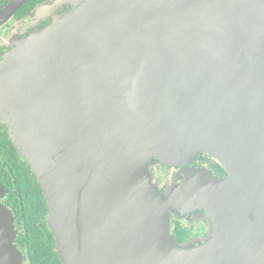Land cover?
<instances>
[{"label":"water","instance_id":"water-1","mask_svg":"<svg viewBox=\"0 0 264 264\" xmlns=\"http://www.w3.org/2000/svg\"><path fill=\"white\" fill-rule=\"evenodd\" d=\"M28 1L6 0L0 27ZM30 16L49 24L0 58V125L61 264H264V0H52ZM200 155L225 176L191 167ZM157 163L181 174L163 192ZM6 195L0 264H23ZM196 210L208 236L177 243L171 215Z\"/></svg>","mask_w":264,"mask_h":264},{"label":"trees","instance_id":"trees-1","mask_svg":"<svg viewBox=\"0 0 264 264\" xmlns=\"http://www.w3.org/2000/svg\"><path fill=\"white\" fill-rule=\"evenodd\" d=\"M47 1L52 0H29L18 16L28 14ZM212 164L217 171H223L214 161ZM0 183L8 191L4 203L14 212L20 232L17 244L26 254L29 264H61L54 250L53 235L46 224L48 209L40 185L28 164L16 154L1 126ZM173 235L177 243L186 242L185 228L178 222L173 224Z\"/></svg>","mask_w":264,"mask_h":264},{"label":"flooded vegetation","instance_id":"flooded-vegetation-1","mask_svg":"<svg viewBox=\"0 0 264 264\" xmlns=\"http://www.w3.org/2000/svg\"><path fill=\"white\" fill-rule=\"evenodd\" d=\"M5 2H6V0H2V3L0 4V6H3L5 4ZM67 8H68V6L64 5L62 7V9L59 11V13L65 11ZM21 9H19L16 12V14L10 19V21H8L5 25L0 27V58L4 53H6L8 51L10 42H12L13 40H15L18 37H25V36L31 34L32 31H34L35 29H42L49 24L48 20H44L38 24L36 23L37 18L36 17L32 18V16H30L31 14H33L35 9L34 10L32 9L33 11L30 10L28 12V14H26L24 16H18L19 11ZM28 20H31V23L32 24L35 23L36 26L35 27L30 26L28 23ZM4 131H5V129L2 127L3 134H4ZM209 159L210 158L206 157L205 155L198 156L195 159V161L192 163V165H190V166L199 172L200 171H208L211 173L212 176H214L216 178L224 177L225 173L223 171L222 172L217 171L214 168V165L212 164L213 161L211 159L210 160ZM153 168H155L154 178L157 179L156 181L158 183L159 192H163L165 190V184H167L166 182H168V180H167V177H161V176L165 175L164 171H167L171 168L166 167V166H162L158 163ZM150 170H152V168ZM157 171H158V173H157ZM177 173L179 176L181 175L178 170H177ZM7 195H8V191H7ZM7 195L2 199V204L7 209H9L11 211L12 216L14 218V224L13 225H14V229L16 231L14 243H15L17 250L21 254L22 263L23 264H29L28 259L26 257V254H24V252L21 250V248L18 247V244H17V239L19 238L20 232H19V228L15 222L14 212L9 207H7L6 204L4 203V200L7 197ZM171 216L173 218L171 220V232H172V234H173V224H174V222H178L180 225L184 226V228H185V233H186L185 240L186 241L190 242V241L194 240V241H201L202 242L208 236L209 224L207 222V217L201 211L196 210L189 215L185 214V217H182L179 220L175 219L176 216L174 214ZM195 225H197V226H195Z\"/></svg>","mask_w":264,"mask_h":264},{"label":"rangeland","instance_id":"rangeland-1","mask_svg":"<svg viewBox=\"0 0 264 264\" xmlns=\"http://www.w3.org/2000/svg\"><path fill=\"white\" fill-rule=\"evenodd\" d=\"M74 8V5H69L68 6V8L65 10V11H63V12H67L69 9H73ZM28 23H29V25L30 26H32V27H35L36 25H35V23H31V20H28ZM33 32V31H32ZM10 44V43H9ZM201 156V155H200ZM206 157H208L207 155H205ZM208 158H210V157H208ZM211 159V158H210ZM212 160V159H211ZM155 166V165H154ZM153 166V167H154ZM152 167V173H153V176H154V170H155V168H153ZM175 169H169V170H167V171H164V173H165V175H163V176H161V177H167V180H168V182H166L168 185L171 183V181H172V177H173V175L174 174H176L177 173V170H175ZM157 173H158V171H157ZM171 176V177H170ZM157 179H155L154 178V182L157 184V186H158V183H157V181H156ZM166 188V187H165ZM195 226H197V225H195ZM194 240H192L191 242H193Z\"/></svg>","mask_w":264,"mask_h":264}]
</instances>
